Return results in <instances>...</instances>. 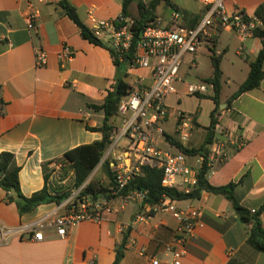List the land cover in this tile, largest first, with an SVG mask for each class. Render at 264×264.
<instances>
[{
    "label": "crops",
    "instance_id": "crops-1",
    "mask_svg": "<svg viewBox=\"0 0 264 264\" xmlns=\"http://www.w3.org/2000/svg\"><path fill=\"white\" fill-rule=\"evenodd\" d=\"M62 1L0 0V155L8 152L15 156L21 168V191L26 197L44 188L45 164L53 162L48 167L50 172L54 171L50 182L61 169V164L54 162L71 150L102 140L101 133L92 132L88 127H101L105 114L90 105L101 106L105 102L118 76L111 52L82 37L80 28L60 6ZM67 1L90 29L98 21L116 20L122 15L124 2ZM170 1L182 14L203 16L206 9L202 0ZM225 4L229 13L243 12L255 20V13L264 0H226ZM162 5L165 4L161 3L155 14L168 19L158 12ZM135 6L138 3L133 0L129 7L133 16ZM168 8L172 10L171 15L176 11ZM35 11L39 15L35 29L30 30L26 17ZM103 42L111 48L108 41ZM65 46L72 48L75 55L62 66L59 53ZM262 48L260 38L243 39L232 28H225L214 42L203 44L195 57L197 68L189 65L191 56L185 58L177 94L166 101L173 111L195 115V129L184 146L201 147L216 105L211 96L188 95L187 84L207 82L212 77L213 67L209 77L197 75L201 69L199 61L207 51L210 60L213 53L222 56L220 125L239 131L244 146L229 147L228 160L213 172L208 171L206 177L216 188L235 183L236 200L249 211L257 212L264 206V80L258 88L242 94L230 105L228 100L247 80L251 63ZM38 49L48 55L44 68L36 66ZM128 76L132 86L139 79L147 84L151 81L150 71L131 70ZM115 125L122 128L120 116ZM176 128L172 115L164 124L165 136L157 139L161 149L177 151L166 140V136L177 139ZM125 150L116 148L111 155L116 158ZM196 158L192 157L190 163L194 164ZM66 182L67 179L63 183ZM7 196L0 188V264H113L127 232L120 264H172V250L179 247V220L170 212H159L145 222H135L144 212L142 203L136 199L129 201L123 210L105 214L101 223L78 224L66 239L48 228L44 230V241H31L29 235L18 230L44 217L54 220L65 209L55 203L44 204L29 214L20 215L16 204L8 202ZM113 204L118 207L121 199L116 198ZM176 206L180 210L196 208L203 212L201 225L187 239L183 264H264V254L248 245V229L225 196L204 191L199 199L176 201ZM259 219L264 226V210Z\"/></svg>",
    "mask_w": 264,
    "mask_h": 264
},
{
    "label": "built area",
    "instance_id": "built-area-1",
    "mask_svg": "<svg viewBox=\"0 0 264 264\" xmlns=\"http://www.w3.org/2000/svg\"><path fill=\"white\" fill-rule=\"evenodd\" d=\"M202 1L206 9L195 27L185 26L183 14L174 11L169 19L154 18L138 39L132 31L134 19L131 17L120 15L114 21L95 23L92 29L95 36L100 40L108 41L111 48L119 53L129 52L136 41L134 56L128 63V71L140 69L151 72L150 83H144L139 79L134 85L135 89L125 96L119 105L118 114L123 126L120 134L114 139L109 155L119 147L127 150L114 158L115 161L111 164L115 174V188L109 193V198L93 200L83 195L84 185L73 190L70 198L59 205L60 209H65L63 215L57 216L54 220L49 217L41 218L32 225L23 226L18 232L29 235L31 241L42 242L44 230L53 228L61 239H66L69 232L80 223H101L105 214L123 210L133 199L143 203L146 193L134 191L126 196L121 195L143 169L161 170L162 185L165 188L190 194L198 186V175L204 162L203 158L198 156L195 163L191 164V158L184 153L173 152L171 149L163 150L157 144L158 136H165L164 124L172 115L177 122L176 136L182 145L190 141L195 129L194 114L182 110L173 111L167 106L166 101L171 95L177 94V84L182 82L180 70L187 56L192 57L190 67L197 68L195 57L203 44L214 42L225 28H232L245 39L253 37L254 32L263 27L261 21L251 20L243 12L229 13L226 0ZM38 15L39 12L35 11L26 17L30 30L35 29ZM74 55L72 48L65 46L59 53L62 66L70 62ZM47 64V53L38 49L36 66L44 68ZM187 94L213 96L215 85L212 82L190 83L187 84ZM231 146L238 148L244 146L240 132L217 124L207 158L208 171L213 172L217 166L228 160ZM116 198L121 199V205L118 207L113 204ZM159 212H170L180 222L181 235L177 240L179 247L172 250V264H183L187 239L194 229L201 225L203 212L196 208L180 210L176 206V200L164 196L159 203L146 206L144 212L136 217L135 222H145ZM251 212L257 213L255 210Z\"/></svg>",
    "mask_w": 264,
    "mask_h": 264
},
{
    "label": "trees",
    "instance_id": "trees-1",
    "mask_svg": "<svg viewBox=\"0 0 264 264\" xmlns=\"http://www.w3.org/2000/svg\"><path fill=\"white\" fill-rule=\"evenodd\" d=\"M133 0H124L123 2V17H131L134 19L132 31L135 34V38L140 37L141 32L147 27V25L154 20L156 8L164 3L166 6L178 11V9L171 3L170 0H150L149 4L138 3V17L130 14L129 7ZM60 6L64 10L66 16H68L81 31L82 37L89 41L91 44L108 49L114 59V63L118 68V76L116 84L113 89L108 92L105 102L101 106L90 105V108L95 111H103L105 119L101 127L92 128L88 127V130L92 132H99L103 135L102 140L94 142L90 145L80 146L74 150L67 152L61 160L54 163L61 164V170L64 171V180L60 182V186L49 182L50 176L54 171L48 169L53 164L50 162L43 166L45 173V186L44 188L33 194L31 197H26L22 194L20 186V171L15 160V156L11 153L5 152L0 155V188L8 193L7 200L10 203H15L20 215H25L33 212L36 208L44 204H57L61 205L67 199L70 198L73 190L79 189L84 186L83 195L89 196L93 200H99L103 198H109V193L115 188V174L111 164L115 159L111 156L112 160H106L102 166L104 173L109 179V183L106 186L99 185L94 181L87 182L91 173L101 163L106 152L110 150L114 139L117 136L118 127L115 125L117 118L119 117L118 110L121 100L129 95L135 88L128 81V63L132 59L135 52V44L129 52L119 53L116 50L107 46L102 40L97 38L92 29L87 27L80 19L77 10L68 3L67 0H63ZM184 25L187 27H195L202 16L192 15L187 12L183 13ZM256 19L262 22L263 27L257 29L254 32V36L262 40L263 48L259 53L257 59L251 63V70L247 80L241 85L239 90L228 100V105L232 103L242 94L252 91L260 86V83L264 80V4H262L255 13ZM186 22V23H185ZM122 57V58H121ZM122 59V60H121ZM222 56H217L215 53L211 56V63L213 67V75L207 80L215 85V94L210 98L214 101L216 107L211 115V124L208 128L207 137L205 143L199 148H188L182 145L179 140L166 136L167 142L174 147L178 152L184 153L189 158H196L201 156L204 160L203 165L198 175V186L190 193L185 194L177 189L165 188L162 185L163 172L161 170L143 169L139 175H137L128 185L125 191L121 195L126 196L130 192L138 191L146 193V198L142 203V209H145L148 205H154L159 203L164 196H169L176 201H184L191 199H199L202 192H210L216 195L225 196L233 205L236 210L242 224L248 229L247 243L256 251L264 254V226L262 225L259 216L261 211L264 210V206L256 214H252L251 211L244 208L236 200L234 191L236 188L235 183H231L224 187H213L207 180V158L210 153V147L215 137L216 125L220 123L219 109L220 94L222 89V70H221ZM124 68L125 75H120V69ZM73 176V188L66 186L63 182L68 178V174ZM71 188V189H70ZM128 232L125 234L124 241L117 249V255L113 264H120L124 257V251L127 244Z\"/></svg>",
    "mask_w": 264,
    "mask_h": 264
},
{
    "label": "rangeland",
    "instance_id": "rangeland-1",
    "mask_svg": "<svg viewBox=\"0 0 264 264\" xmlns=\"http://www.w3.org/2000/svg\"><path fill=\"white\" fill-rule=\"evenodd\" d=\"M137 1V3H139V2H141V3H143V4H146V5H148L149 4V2H150V0H136ZM134 9H135V11H134V15H135V17H138L139 15H138V6H135L134 7ZM171 9L170 8H168V7H166L165 5H162L159 9H158V12L160 13V14H164V15H167V18L169 19L170 18V16H171ZM155 16H158V15H156L155 14ZM208 52V51H207ZM206 52V54H205V56H203L202 57V59H200V63H201V66H200V70L197 72V75H199V76H201V77H209L210 75H211V73H212V66H211V60H210V56H209V53H207ZM120 75L122 76V77H124V75H125V70H124V68L122 67L121 69H120ZM128 78H129V80H131V77H129L128 76ZM120 132H121V128H119L118 129V131H117V135H119L120 134ZM126 150H127V148H126ZM109 153H110V150H108L107 152H106V154H105V156L103 157V159H102V161H101V163L97 166V168L91 173V175H90V177L88 178V180H87V182H90V181H94V182H96L97 184H99V185H104V186H106L107 187V185H108V183H109V179L107 178V176H106V174L104 173V170H103V166H102V164L106 161V160H112V158L111 157H109L110 155H109ZM112 156V155H111ZM114 158V157H113ZM64 175H65V173H64V171H62L61 169L60 170H58V172L53 176V179H51V183H54L55 185H57V186H60L59 184H61L60 182H62V180H64ZM71 174L69 173L68 174V177L70 176ZM72 176V175H71ZM64 184H66V186H69V187H71V188H73V176L70 178V179H68L67 178V182L66 183H64ZM70 188V189H71Z\"/></svg>",
    "mask_w": 264,
    "mask_h": 264
}]
</instances>
